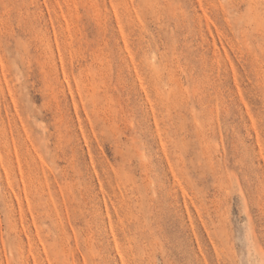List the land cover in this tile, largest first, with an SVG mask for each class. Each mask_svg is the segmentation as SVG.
Wrapping results in <instances>:
<instances>
[{"label": "rangeland", "instance_id": "1", "mask_svg": "<svg viewBox=\"0 0 264 264\" xmlns=\"http://www.w3.org/2000/svg\"><path fill=\"white\" fill-rule=\"evenodd\" d=\"M0 264H264V0H0Z\"/></svg>", "mask_w": 264, "mask_h": 264}]
</instances>
